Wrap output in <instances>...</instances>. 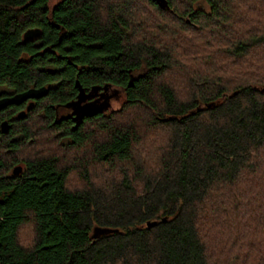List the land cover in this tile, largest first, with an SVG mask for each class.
I'll list each match as a JSON object with an SVG mask.
<instances>
[{
    "label": "trees",
    "instance_id": "obj_1",
    "mask_svg": "<svg viewBox=\"0 0 264 264\" xmlns=\"http://www.w3.org/2000/svg\"><path fill=\"white\" fill-rule=\"evenodd\" d=\"M168 3L0 0V264H264V0Z\"/></svg>",
    "mask_w": 264,
    "mask_h": 264
},
{
    "label": "water",
    "instance_id": "obj_2",
    "mask_svg": "<svg viewBox=\"0 0 264 264\" xmlns=\"http://www.w3.org/2000/svg\"><path fill=\"white\" fill-rule=\"evenodd\" d=\"M156 2L158 3V5L161 8H170L168 0H156ZM40 34V29L38 28H30L28 29L23 36V41H27L30 39L35 38L37 35ZM76 86H79V81L76 80ZM81 89V88H80ZM82 91V90H80ZM48 93V88L46 86H40V87H31L28 88L27 90H24L22 92H18L9 96H3L0 97V109L10 105V104H21L26 100H30L27 104L26 109L29 110L31 109L32 105H33V99L35 98H40L44 95H46ZM109 106V101L108 99H106L105 101H102L101 103H99V107L96 108H90L89 110H87L84 114L86 115H94L98 112L101 111H105V109H107V107ZM26 114V110H21L18 112L17 116L19 118H23L25 117ZM1 126V130L3 132H8L9 128H10V124L8 122V120H3L0 124ZM22 171V166L21 165H17L14 167L13 172L14 173H20ZM155 222H147L148 225H152ZM116 231V229L113 228H109V227H100V226H94L93 228V232H92V238H96L102 234H106V233H110Z\"/></svg>",
    "mask_w": 264,
    "mask_h": 264
},
{
    "label": "flooded vegetation",
    "instance_id": "obj_3",
    "mask_svg": "<svg viewBox=\"0 0 264 264\" xmlns=\"http://www.w3.org/2000/svg\"><path fill=\"white\" fill-rule=\"evenodd\" d=\"M77 87V93L74 98H72L66 104L58 106V116L59 117H70L75 122L80 121L86 114H84L89 107L96 108L99 107V103L108 99L110 102L111 87L99 89V86H94L89 89L82 87L80 84ZM81 88V89H80ZM113 88V87H112ZM82 90V91H80ZM29 100H27L28 102Z\"/></svg>",
    "mask_w": 264,
    "mask_h": 264
},
{
    "label": "rangeland",
    "instance_id": "obj_4",
    "mask_svg": "<svg viewBox=\"0 0 264 264\" xmlns=\"http://www.w3.org/2000/svg\"><path fill=\"white\" fill-rule=\"evenodd\" d=\"M55 0H51V2L53 3ZM110 94L111 98H110V102H109V106L107 107V109H105L106 113H111L114 110H117L120 108L123 100H124V93L122 91V89L120 88H112L110 89ZM264 154V152H263ZM264 156V155H263ZM26 230V233L23 234V231ZM21 233L23 236V239L29 238V232L27 229H24Z\"/></svg>",
    "mask_w": 264,
    "mask_h": 264
}]
</instances>
